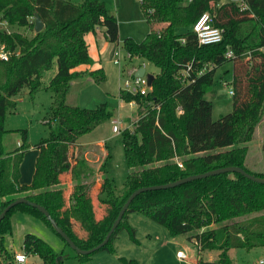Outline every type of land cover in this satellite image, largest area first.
Segmentation results:
<instances>
[{
    "label": "trees",
    "instance_id": "obj_1",
    "mask_svg": "<svg viewBox=\"0 0 264 264\" xmlns=\"http://www.w3.org/2000/svg\"><path fill=\"white\" fill-rule=\"evenodd\" d=\"M139 1L147 22L164 26L150 31L141 42L125 38L122 48L159 72L146 96L119 92L122 101L139 105L133 129L121 132L129 174L119 195L108 171L109 153L100 168L97 200L104 205V214L97 219L93 198L96 184L84 181L93 171L84 158L78 157L73 163L69 154L81 136L111 121L113 112L106 103L86 109L70 104L68 99L72 83L82 75L76 68L93 62L85 36L105 27L107 40L118 43V20L103 0H83L79 5L71 0H0V14L11 26L33 27L30 19L36 15L44 23L43 30L32 39L16 31L0 34L7 48L18 52L8 61H0V213L24 197L46 208L83 250L104 240L127 198L139 188L229 166L264 178V172L248 169L247 147L241 146L253 139L264 118V0H244L249 7L245 11L236 3L218 7L220 0ZM204 13H209L214 26L223 30L220 43L201 45L192 31ZM246 24H252L248 32L244 31ZM229 49L234 57L226 59ZM227 61L233 62V110L214 121L213 104L205 95L212 89L217 68ZM55 62L57 72L49 85L53 93L51 118L47 120L50 134L36 145L39 154L33 179L23 184L20 169L30 146L23 131L22 144L5 151L7 114L16 108L13 98L23 90L28 89L32 96L40 91L43 73ZM188 66L191 69L184 75ZM88 75L96 83L106 80L103 69ZM66 173L74 182L68 199L62 181ZM133 212L166 227L172 237L186 235L189 242L197 243L199 252H218L215 261L199 259L197 264H237L229 255L232 249L261 247L264 258V184L241 174H219L141 193L100 251L112 250L111 243L123 228L138 243L135 229L126 222ZM16 213L33 217L56 233L38 209L28 204L15 206L0 223V253L10 260L8 264H16L5 248V236L11 233ZM23 249L27 255H37L43 264H64L62 255L34 234L25 236ZM93 255L76 253L75 257L81 264H89ZM120 260L137 264L124 257Z\"/></svg>",
    "mask_w": 264,
    "mask_h": 264
},
{
    "label": "rangeland",
    "instance_id": "obj_2",
    "mask_svg": "<svg viewBox=\"0 0 264 264\" xmlns=\"http://www.w3.org/2000/svg\"><path fill=\"white\" fill-rule=\"evenodd\" d=\"M103 1H105L108 10L112 11V14L118 19L119 42L109 44V48L105 51L102 50L104 40H97L96 43L94 37H89L88 43L92 47L90 57L92 56L97 62V66L91 69L95 71L98 66H101L105 72L106 80L96 83L92 81L88 73L82 74L73 82L74 84L72 83L73 90L68 102L86 109H94L98 105L106 103L113 112V119L101 124L93 132L81 136L78 143L71 148L69 156L73 163L78 157L86 160L89 168L93 171V175L84 181L96 184V179L101 175L100 168L110 153L108 171L114 180L116 191L120 195L124 190L129 169L125 160L122 133H114L112 126L113 121H119L121 132L126 128L132 130L135 118H137V107L131 106V102L127 103L121 100L120 103L119 90L125 79H133L135 68L144 67L148 75L157 74L159 69L138 57L125 58L126 60H123L120 66L114 63V54L117 50L121 51L122 56H127L122 48L124 38L133 37L138 42L143 41L149 32V25L146 23L139 0ZM228 1L220 0L218 7L230 3ZM71 2L79 5L83 0H71ZM34 21V18L30 19L33 27L11 26L10 30L23 33L28 39H32L36 35ZM251 29L252 24L244 25V31L248 32ZM56 70L57 63L55 62L51 70L43 73L40 91L32 96L28 89L23 90L21 94L13 98L17 102L16 108H12L7 114L6 129L8 132L4 136L6 152L18 148L17 143L22 144L23 142L22 132L26 131L27 133V143L30 148L24 157L25 179H27L28 166L33 162V157L37 153L36 145L50 134V126L47 120L51 118L53 93L49 89V85ZM232 76L233 62L227 61L217 68L212 89L205 95V99L213 104L212 119L214 121L233 110L234 98L230 94ZM224 82H228L229 85L224 86ZM241 146L247 147L246 165L248 169L252 172H264V118L258 125L253 139ZM70 177V173L62 175L64 187H67L65 192L67 199L74 186V182L72 180L70 182ZM99 188L98 184L93 188L98 219L104 214V205L97 200ZM12 222L11 233L5 236V248L14 258V261L17 254H26L23 249L25 236L34 234L50 244L55 252L60 253L64 264H81L79 259L75 257L76 252L41 221L26 214L16 213L12 217ZM126 222L129 227L135 229L138 243H134L130 238L128 229L123 228L111 243L112 250L97 252L91 257L89 264H123L120 257L134 260L137 264H194L189 260H182L177 257L178 251H183L191 256L197 248L193 242L187 240L186 235L172 237L166 227L138 212L130 213ZM208 252L211 254L206 252L202 254V260L206 262L216 257L217 253V251ZM229 255L237 264H255L263 259V249L261 247L251 250L232 249L229 251ZM27 257L26 264H43L37 255H27ZM9 261L4 253H0V264H8Z\"/></svg>",
    "mask_w": 264,
    "mask_h": 264
},
{
    "label": "built area",
    "instance_id": "obj_3",
    "mask_svg": "<svg viewBox=\"0 0 264 264\" xmlns=\"http://www.w3.org/2000/svg\"><path fill=\"white\" fill-rule=\"evenodd\" d=\"M228 1V0H227ZM230 3H236L241 11L247 10L249 7L246 4L244 0H229ZM11 25L9 22L0 14V34L6 33L11 34L14 31L10 30ZM192 31L197 36L198 42L201 45H212L220 43L223 39V30L217 26H214L213 24V18L209 15V13L202 14L199 19L194 23L192 27ZM126 52V51H125ZM127 56H122L121 51L117 50L114 54V63L118 66L121 65L123 60H126L125 58L129 59L132 58L131 54L126 52ZM12 55H18L17 51H10L7 48V45L0 39V61H8ZM226 59H231L234 57V52L229 49L227 53L225 54ZM140 68L134 69V74L136 71H138ZM191 67L188 66L187 70L184 72V75H187V73L190 71ZM203 71H200L199 74H202ZM133 74V79H125L123 81L121 91L128 92L131 94H139L141 96H146L152 89V87H149L148 85V78L147 73L145 72L144 76L142 77H135ZM228 82H224V86H228ZM230 94L234 95L233 87L230 89ZM131 106L137 107V110L139 109V105L132 101L130 103ZM120 122L119 121H113L112 131L114 133H121L120 128ZM178 165L180 167H183L181 163L178 162ZM197 246V243H195ZM177 257L182 260H189L186 253L183 251L177 252ZM28 260V257L24 253H19L15 256V262L16 264H26ZM255 264H264V258Z\"/></svg>",
    "mask_w": 264,
    "mask_h": 264
},
{
    "label": "water",
    "instance_id": "obj_4",
    "mask_svg": "<svg viewBox=\"0 0 264 264\" xmlns=\"http://www.w3.org/2000/svg\"><path fill=\"white\" fill-rule=\"evenodd\" d=\"M44 28V23L42 22L41 18L39 17V15H36L35 17V31L36 33H39L43 30ZM146 70L144 67L140 68L138 71L135 72V77H142L144 76ZM147 78H148V85L149 87H152L153 85V81L155 76L154 75H148L147 74ZM227 173H238L243 175L244 177H246L247 179L255 182V183H259V184H264V178L262 177H257L255 175H252L250 173H248L245 169L241 168V167H237V166H229V167H224V168H219V169H215V170H211L205 173H201L198 175H192L171 183H167V184H163V185H154V186H149V187H143V188H139L137 190H135L133 193H131V195L127 198V200L125 201V203L123 204L122 208L120 209L115 221L113 222L110 230L108 231V233L106 234L104 240L97 245L96 247L92 248V249H88V250H83L81 248H79L75 242L69 237V235L58 225V223L55 221V219H53V217L51 216L50 212L44 208L43 206L36 204L24 197L19 198L13 202H11L10 204H8L0 213V223L2 222V220L6 217L7 213L14 208L15 206L19 205V204H28L31 205L32 207L38 209L42 214L45 215V217L47 218V220L51 223L52 227L54 228V230L56 231V233L58 235H60L65 241L66 243L78 254V255H91V254H95L97 252H99L104 246H106L108 244V242L110 241L111 237L113 236V234L115 233V231L117 230L118 226L120 225L124 215L126 214L130 204L132 203V201L141 193L147 192V191H155V190H166V189H170V188H175L178 186H181L183 184L195 181V180H199V179H204V178H208L211 176H216L219 174H227Z\"/></svg>",
    "mask_w": 264,
    "mask_h": 264
},
{
    "label": "crops",
    "instance_id": "obj_5",
    "mask_svg": "<svg viewBox=\"0 0 264 264\" xmlns=\"http://www.w3.org/2000/svg\"><path fill=\"white\" fill-rule=\"evenodd\" d=\"M105 2V1H104ZM141 6V5H140ZM109 13L111 14V15H113V16H115L114 14H112V11H110L109 10ZM118 20V19H117ZM146 23L149 25V32L150 31H152V30H157V29H159V28H161L162 26H164V24H150V23H148L147 21H146ZM105 30H106V28L105 27H103V28H99V29H97V31L95 32V33H89V34H87L86 36H85V40L87 41V43H88V38L89 37H94L95 38V40H96V43H97V40H104V45H103V47H102V50L103 51H105L106 49H108L109 48V44H113V43H110L108 40H107V38H106V35H105ZM148 32V33H149ZM148 35V34H147ZM119 38H120V29H119ZM126 38H128V37H126ZM131 38H133V37H131ZM125 39V38H124ZM134 39V38H133ZM135 40V39H134ZM136 41V40H135ZM138 42V41H137ZM88 47H89V55H91L92 54V47H91V44H89L88 43ZM95 47H97V46H95ZM91 58H92V60H93V62H92V64H89V65H82V66H79V67H77L76 68V71H78V72H81L83 75H85L86 73H89V71H92V67H94V66H97V62L94 60V58L91 56ZM98 69H103L101 66H98V68H97V70ZM56 72H57V70H56ZM56 72L53 74V77H54V75L56 74ZM52 77V78H53ZM233 77H234V74H233V76H232V87H233ZM74 84V83H73ZM119 92H120V90H119ZM119 96V95H118ZM120 99V98H119ZM122 101H121V99H120V103H121ZM131 118H133V117H131ZM138 120V110H137V118H135V122ZM99 144H101V143H99ZM17 145L19 146L20 145V142H18L17 143ZM38 154H39V151L37 150V153L34 155V157H33V162L28 166V171H27V174H26V177H27V179H25V173H24V160H23V162H22V164H21V179H20V182L21 183H23V184H29L31 181H32V179H33V175H34V172H35V164H36V159H37V157H38ZM31 180V181H30ZM97 181V183L96 184H98L99 185V187H100V182H98V180H100V177H98L97 179H96ZM30 181V182H29ZM70 182H72L71 181V178H70ZM97 216V219H98V215H96ZM100 219V218H99ZM13 223V222H12ZM75 224V223H74ZM76 228L77 229H79L80 230V227L78 226V224L76 223ZM79 233H81V231H78ZM82 234V233H81ZM194 243V242H193ZM195 244V243H194ZM208 253V254H211V252H208V251H202V252H199L198 251V249L196 248V250L194 251V253H192L191 254V256H189L188 254H187V256H188V258H189V261H191V262H193L194 264H197L198 263V260L199 259H203L202 258V254L203 253ZM217 257H218V252L216 253V257H214V258H211L210 259V261H215L216 259H217Z\"/></svg>",
    "mask_w": 264,
    "mask_h": 264
}]
</instances>
